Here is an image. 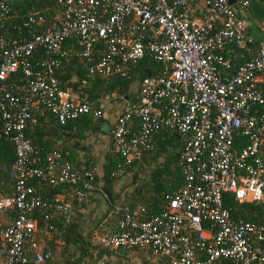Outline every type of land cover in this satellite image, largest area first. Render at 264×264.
I'll return each mask as SVG.
<instances>
[{"label":"built area","instance_id":"built-area-1","mask_svg":"<svg viewBox=\"0 0 264 264\" xmlns=\"http://www.w3.org/2000/svg\"><path fill=\"white\" fill-rule=\"evenodd\" d=\"M52 2L46 16L31 12L14 22L17 14L0 0V81L17 75L0 96V141L12 151L8 194L0 193V264H51V252L34 237L49 235L55 221L66 223L72 204L94 188L97 168L82 166L81 150L65 160L23 134L34 106L60 126L81 114L100 116L103 99L70 98L54 75L69 41L89 77H128L145 56L161 65L140 78L135 100L114 118L109 136L118 162L111 175L153 152L162 131L181 142L176 190L162 196L155 213L112 205L96 225L98 244L165 264H264V43L250 50L227 0ZM234 48L247 58L231 70ZM31 180L64 185L69 200L41 198ZM229 200L257 205L261 219L233 217Z\"/></svg>","mask_w":264,"mask_h":264},{"label":"trees","instance_id":"trees-1","mask_svg":"<svg viewBox=\"0 0 264 264\" xmlns=\"http://www.w3.org/2000/svg\"><path fill=\"white\" fill-rule=\"evenodd\" d=\"M2 1L9 5L17 14V18L14 22H18L26 14L31 12H37L46 16L49 9L53 6L52 0ZM238 7L239 11L237 13H242L246 16L248 21L254 20L259 22L263 19L262 33L264 35V0H247L246 6H240L238 4ZM238 16L240 17V15ZM244 32L248 35L246 31ZM249 37L250 42L247 43V46L251 51L258 44L264 43V40H260L253 36ZM72 44L73 42L69 41L63 47L66 52V60L62 61L61 67L55 70L54 75L62 88L64 84L79 85L80 81L84 80L85 84L80 87L79 95H83L88 101L95 99L97 96L103 97L105 93L109 94L114 91L119 94H124L123 96L128 100L130 99V102H132L136 97L138 81L145 75V72H148L152 76L158 74L161 68L159 63L145 56L141 60L130 65L128 68V77H118L115 75L107 78L89 77L81 69L79 60L72 55L71 51L76 50L75 45ZM232 53L234 56L231 57V70H234L237 65L247 58V55L239 57L240 52L239 49L236 48L233 49ZM74 64L76 67L72 66ZM16 78L17 75H14L8 77L5 81H0V96L3 90L8 88L9 84L16 82ZM130 82L134 86V93H132V95L125 94V90ZM83 91L84 93H82ZM127 99H124L123 102H126ZM110 104V101L108 103L103 101L97 104V108L100 111V116L98 118H94L91 114L85 113L78 115L76 119L68 121L62 126L54 122L51 115L42 110L43 115L47 117L44 121L51 124L48 130H44L42 116L36 115L34 112L36 109L31 108L29 119L26 121L23 129V134L31 144L42 147L44 152L56 149L61 153L63 159L71 161L75 158L74 151L83 149L81 146L78 148L77 142L82 141L97 124H101L104 121L103 113L106 112L105 109ZM34 107L38 108V106ZM260 111L264 112V105L260 108ZM56 134H62V136L68 134L69 139H72L73 142L71 145H68L66 144L67 141L62 139L59 143H56L54 139ZM153 142L154 151L142 155L144 163L133 161L129 166L118 172L117 175H111L116 169L118 158L112 152L111 144H109L111 153H105L103 162L96 167L97 171L94 179L95 183L96 181L99 182L100 189L98 190V194H100L104 200L105 211L110 209L112 205L119 203L121 206L124 205L129 209H134L136 206L140 205L143 206L147 212L155 213L160 208L162 196L172 193L180 185L181 177L176 167L178 150L181 145L178 135L162 131L154 136ZM86 157L88 156L86 155ZM158 157H161L160 166H157L155 169L149 168L148 162H153ZM11 161V145L6 141H0V163L3 164V167H0V193L2 195L8 194L7 186L10 183L8 179V169ZM169 165H171V168H169ZM143 170H146L148 181L146 183L145 180L144 184H139L138 187L135 182L138 181V173ZM123 177H126L127 181L123 185H120L117 191L112 192L113 184L120 182ZM29 183L36 187L41 198H58L63 202L69 200V193L64 185L40 184L33 180ZM102 189H106L109 192L110 203L103 197L101 192ZM226 206L230 207V214L233 217L239 216L247 221H258L261 219L263 210L257 205L252 207L251 205L236 204L229 200ZM82 210L81 203L78 205L72 204L69 220L66 223L60 220L53 222L54 230H51L49 235L43 236L44 248L48 249L52 254L51 264H97L98 262L101 264H108V259L103 257L108 256L109 252L102 248L96 240H90L92 230L96 229L95 232L97 231V235H99L100 231L96 228L97 224L85 234L79 230L80 223L84 217ZM103 215L104 213L100 216L98 221ZM98 221L96 223H98ZM77 236H79L80 239H78ZM56 244L58 247V255L54 257L53 251ZM213 264L233 263L228 259H218Z\"/></svg>","mask_w":264,"mask_h":264},{"label":"crops","instance_id":"crops-1","mask_svg":"<svg viewBox=\"0 0 264 264\" xmlns=\"http://www.w3.org/2000/svg\"><path fill=\"white\" fill-rule=\"evenodd\" d=\"M198 1L199 0H192V3H197ZM230 4L232 8H234L235 13H237L239 11L238 4L233 0L230 1ZM238 15H240L241 18ZM237 16L241 20L242 24L244 25L245 31L248 33L249 36H253L255 38H259L260 40H264V35L262 33L263 19L259 22H256L254 20L248 21L246 19V16H244L242 13L239 14L237 13ZM72 66L76 67L75 64ZM63 88L67 89V95L70 98L79 96L80 87L78 85L64 84ZM82 93H84V91ZM132 93H134V86L130 82L125 90V94L132 95ZM119 95L120 97L115 95L113 98L103 100L106 103H108L109 101L111 103L105 109L106 112L103 113L104 121L101 124L100 123L97 124L93 128V130L90 131V133H88L85 136V138L82 141L77 142L78 148H80V146L83 147V149H80L84 153L83 160L81 162L82 166H86L88 162H92L97 167L98 165H100V163L103 162L105 153L106 152L111 153L109 150V144H110L109 132L112 127L114 118L120 113L124 105L131 101L130 99L128 100L125 96H123L124 94H119ZM124 99H127V101L123 102ZM32 108L36 109L34 111L36 115L42 116V124L44 125V130H48L51 127V124L44 121L45 119H47V117L43 115L42 110H40L37 107H32ZM99 125L101 126V128H97L99 127ZM93 132H97V133H93ZM56 135H59L57 139H55ZM56 135L54 136L56 143H59L62 139H64V141H67L66 144L68 145H71V143L73 142L72 139H69L68 134H66V136H62V134H56ZM86 155L88 157H86ZM0 167L2 168L3 164L0 163ZM126 181H127L126 177H123L120 182H117L116 184L114 183L112 186V192L117 191L119 189V186L123 185ZM99 189H100L99 182L96 181V183H94L93 190L88 194V196L85 198L83 203H81L84 217L80 223L79 230L83 234L93 229L97 224L96 222L98 221L100 216L103 213L105 214L106 212L105 211L106 208L104 207V200L102 199L101 195L98 194ZM95 230L91 231L92 232L91 236H94V238H91L90 240L94 239V241L95 240L97 241L98 235H97V231L95 232ZM41 238H43V236L36 235L34 237V243L37 245L40 243L39 245L42 248L44 247V242L40 240ZM138 255H142L143 257L142 258L143 260H141L142 264H164V262H162L163 260L149 256L138 250L127 251L124 249H117L110 251L109 255L104 256L103 258L108 259V264H126L128 259L125 260V258H128L129 256H131V258L133 259L136 258L135 260L136 262H138L139 261Z\"/></svg>","mask_w":264,"mask_h":264},{"label":"rangeland","instance_id":"rangeland-1","mask_svg":"<svg viewBox=\"0 0 264 264\" xmlns=\"http://www.w3.org/2000/svg\"><path fill=\"white\" fill-rule=\"evenodd\" d=\"M102 85V84H101ZM118 96V97H120V95L117 93V92H111V93H109V94H104V96L103 97H100V96H97L96 98H100V99H103V100H105V99H109V98H113L114 96ZM122 97V96H121ZM160 158L161 157H158L155 161H153V162H148V165H149V168H151V169H155L157 166L159 167L160 166ZM148 168V169H149ZM169 168H171V165H169ZM145 180H146V183H147V181H148V179H147V175H146V170H143L142 172H140V173H138V181L137 182H135V184H136V186H138L139 187V184H141V185H143L144 184V182H145ZM160 183H163V182H160ZM91 238H94V236H91ZM41 240V239H40ZM92 240H94V239H92ZM54 253H53V255H54V257H56L57 255H58V247H57V244H56V246L54 247V251H53ZM143 257H142V255H138V259H139V261L138 262H136V258H131V256H129L128 258H125V260L126 259H128V261H127V263L126 264H142L141 263V260H143L142 259Z\"/></svg>","mask_w":264,"mask_h":264},{"label":"water","instance_id":"water-1","mask_svg":"<svg viewBox=\"0 0 264 264\" xmlns=\"http://www.w3.org/2000/svg\"><path fill=\"white\" fill-rule=\"evenodd\" d=\"M231 0H227L228 3H230ZM145 75L147 76L148 75V72H145ZM97 128H101V126L99 125V127ZM59 137V135H56L55 139H57ZM139 162L141 163H144V160L142 158H139L138 159ZM103 196L107 199V201L110 203V194L109 192L106 190V189H102L101 190ZM78 239H80L79 236H77Z\"/></svg>","mask_w":264,"mask_h":264}]
</instances>
